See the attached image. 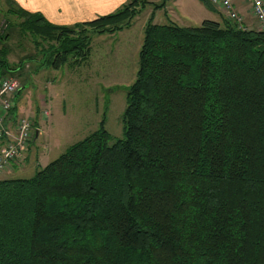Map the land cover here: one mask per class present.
Listing matches in <instances>:
<instances>
[{
	"label": "trees",
	"instance_id": "1",
	"mask_svg": "<svg viewBox=\"0 0 264 264\" xmlns=\"http://www.w3.org/2000/svg\"><path fill=\"white\" fill-rule=\"evenodd\" d=\"M141 2L72 25L5 13L59 69ZM8 37L0 77L16 69ZM103 122L32 176L0 178V264H264V31L148 21L122 137Z\"/></svg>",
	"mask_w": 264,
	"mask_h": 264
},
{
	"label": "rangeland",
	"instance_id": "2",
	"mask_svg": "<svg viewBox=\"0 0 264 264\" xmlns=\"http://www.w3.org/2000/svg\"><path fill=\"white\" fill-rule=\"evenodd\" d=\"M200 2L203 4L199 0H142L128 25L113 33L91 34L87 58L77 62L69 59L59 69L44 62L40 46L18 32L20 19L6 15L4 4H0V33L9 36L2 42L9 48V65L16 68L13 74L5 75L17 78L21 85L15 98L16 110L41 130L32 143L33 162L24 165L23 170L15 167L13 172L0 174V178L32 176L39 167L96 130L102 120L113 137H122L126 88L136 76L138 51L148 21L193 26L204 19L222 23V17L226 18L214 8L205 10L204 2ZM235 4L242 14L248 12L250 21L244 25L252 28L248 4L244 0H235Z\"/></svg>",
	"mask_w": 264,
	"mask_h": 264
},
{
	"label": "built area",
	"instance_id": "3",
	"mask_svg": "<svg viewBox=\"0 0 264 264\" xmlns=\"http://www.w3.org/2000/svg\"><path fill=\"white\" fill-rule=\"evenodd\" d=\"M209 1L239 27H245L244 16L237 8L235 0ZM244 1L248 4L254 28L264 31V0ZM18 87L17 78L10 75L0 77V174L24 164L34 142L35 130L38 129L30 118L10 115ZM44 113L47 114L46 111Z\"/></svg>",
	"mask_w": 264,
	"mask_h": 264
},
{
	"label": "crops",
	"instance_id": "4",
	"mask_svg": "<svg viewBox=\"0 0 264 264\" xmlns=\"http://www.w3.org/2000/svg\"><path fill=\"white\" fill-rule=\"evenodd\" d=\"M127 2L128 0H0V4L3 3L5 8L12 5L27 12L40 13L54 25H72L89 21L100 15L113 13L123 7ZM199 4H201L200 0ZM204 8L207 11L209 10L205 6ZM216 10L219 14H222V11L220 12L218 8ZM243 14L245 21L250 19L248 12ZM15 114L23 116L17 110H15ZM12 116L14 117V115ZM40 132L41 130L38 128L37 136ZM31 151L32 146L28 151L24 164L22 167H19L21 170L30 161L33 162L34 158L30 157Z\"/></svg>",
	"mask_w": 264,
	"mask_h": 264
},
{
	"label": "water",
	"instance_id": "5",
	"mask_svg": "<svg viewBox=\"0 0 264 264\" xmlns=\"http://www.w3.org/2000/svg\"><path fill=\"white\" fill-rule=\"evenodd\" d=\"M37 132H38V129L35 130L34 139L37 137Z\"/></svg>",
	"mask_w": 264,
	"mask_h": 264
}]
</instances>
